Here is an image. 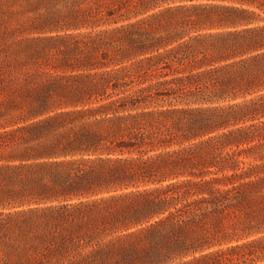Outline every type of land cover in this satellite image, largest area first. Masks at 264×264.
Masks as SVG:
<instances>
[{
  "label": "trees",
  "instance_id": "1",
  "mask_svg": "<svg viewBox=\"0 0 264 264\" xmlns=\"http://www.w3.org/2000/svg\"><path fill=\"white\" fill-rule=\"evenodd\" d=\"M0 264H264V0H0Z\"/></svg>",
  "mask_w": 264,
  "mask_h": 264
}]
</instances>
